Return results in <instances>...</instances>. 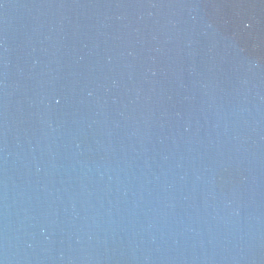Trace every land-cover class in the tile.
<instances>
[{
    "label": "water",
    "instance_id": "water-1",
    "mask_svg": "<svg viewBox=\"0 0 264 264\" xmlns=\"http://www.w3.org/2000/svg\"><path fill=\"white\" fill-rule=\"evenodd\" d=\"M0 264H264V0H0Z\"/></svg>",
    "mask_w": 264,
    "mask_h": 264
}]
</instances>
